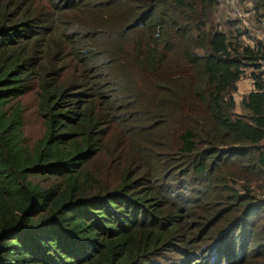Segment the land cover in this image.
<instances>
[{"label":"trees","instance_id":"obj_1","mask_svg":"<svg viewBox=\"0 0 264 264\" xmlns=\"http://www.w3.org/2000/svg\"><path fill=\"white\" fill-rule=\"evenodd\" d=\"M218 12L0 0V264H264V44ZM113 123L129 126L122 164L102 158Z\"/></svg>","mask_w":264,"mask_h":264},{"label":"rangeland","instance_id":"obj_2","mask_svg":"<svg viewBox=\"0 0 264 264\" xmlns=\"http://www.w3.org/2000/svg\"><path fill=\"white\" fill-rule=\"evenodd\" d=\"M87 1H90V0H87ZM96 1L99 2L102 0H96ZM237 5L240 7V0L237 1ZM241 6L244 8V4L241 3ZM100 9L101 8H99L98 10ZM100 11H103V10H100ZM72 13L73 15H71ZM64 15L66 19L73 20L72 17L76 16V12L71 11L67 13V11H65ZM226 16L227 15H226L225 10L221 9L220 12H218V14L214 17V21L216 18L219 23H223L224 17ZM250 70L251 69L249 68L245 70L244 78L238 81L237 90L233 94L234 102H235V111L238 113L245 112L244 109L240 105V99L251 88V83L246 78L249 76ZM20 103L24 110V132H25L28 142L33 143L38 138L42 137L45 131L43 121L37 111V97L34 91H31L23 95L20 98ZM121 113H117V115H120ZM107 126L109 129L106 134V144L109 146V148L115 149V151L113 152L105 151V153L102 155V158L105 159L107 157H110V159H115L114 163L122 164L121 162L131 157L130 153H123L121 154V157L123 158L117 159L115 158V155H119V154L117 153L116 148L119 145H121L122 141L126 139V137H124L123 135L129 132V126L127 125V123L126 125L113 123L112 126L111 124H108ZM125 130L127 132H125ZM261 144L264 147V140L261 142ZM114 173H115L114 170H111L109 172L110 175H113Z\"/></svg>","mask_w":264,"mask_h":264},{"label":"built area","instance_id":"obj_3","mask_svg":"<svg viewBox=\"0 0 264 264\" xmlns=\"http://www.w3.org/2000/svg\"><path fill=\"white\" fill-rule=\"evenodd\" d=\"M237 1L239 0H219V12L224 9L227 15L219 27L224 29L230 23L233 29L243 32V36L248 37L246 43L264 44V17H257V11L250 0H240V7ZM241 3L244 4V8ZM262 64L264 67V62Z\"/></svg>","mask_w":264,"mask_h":264}]
</instances>
